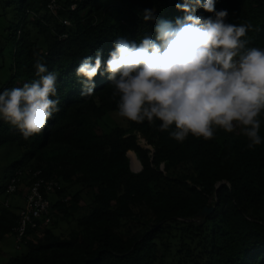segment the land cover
Here are the masks:
<instances>
[{
	"label": "trees",
	"instance_id": "obj_1",
	"mask_svg": "<svg viewBox=\"0 0 264 264\" xmlns=\"http://www.w3.org/2000/svg\"><path fill=\"white\" fill-rule=\"evenodd\" d=\"M73 1L65 0L66 7L54 15L48 0H18L23 16L10 34L16 42L15 77L21 80L16 85L12 79L0 92L37 79L39 59L58 74L54 98L60 111L28 139L0 119V146L16 143L23 149L0 193L16 168L31 167L62 182L58 199L52 197L53 215L67 217L81 209L83 190L91 196L89 212L68 236L50 226L28 231L21 245L26 251L6 264H161L167 254H173L171 264H264V142L247 148L237 127L232 133L217 129L210 140L190 134L181 143L159 130L160 121L128 120L99 133V122L118 111L107 74L94 78L91 96H80V60L94 61L100 51L106 64L119 37L137 43L149 34L155 39L158 21L183 18L176 4L184 0H78L72 10ZM145 9L155 19L145 21ZM215 10L228 12L226 23L250 22L247 46L264 48V0H216ZM195 14L214 18L202 7ZM30 23L44 44L32 38ZM260 120L264 141V114ZM75 182L83 188L68 197L66 185ZM214 204L204 222L186 220ZM18 217L19 211L2 210L0 242L8 234L15 237Z\"/></svg>",
	"mask_w": 264,
	"mask_h": 264
},
{
	"label": "clouds",
	"instance_id": "obj_2",
	"mask_svg": "<svg viewBox=\"0 0 264 264\" xmlns=\"http://www.w3.org/2000/svg\"><path fill=\"white\" fill-rule=\"evenodd\" d=\"M215 3L184 0L176 4L183 18L158 21L155 39L149 34L137 43L119 37L106 64L100 51L94 61L80 60V96H91L94 78L107 74L120 117L150 125L160 121L159 130L181 143L190 134L210 140L217 129L232 133L239 127L247 148L260 145L264 48L248 47L244 37L253 25L226 23L228 12L216 11ZM199 7L214 18L196 15ZM143 19H155L153 11L145 9ZM35 68L37 79L0 92V119L25 139L41 134L60 111L54 98L58 74L39 59Z\"/></svg>",
	"mask_w": 264,
	"mask_h": 264
},
{
	"label": "rangeland",
	"instance_id": "obj_3",
	"mask_svg": "<svg viewBox=\"0 0 264 264\" xmlns=\"http://www.w3.org/2000/svg\"><path fill=\"white\" fill-rule=\"evenodd\" d=\"M18 4V0H0V90L12 79H14L16 85H18L21 80L19 76L15 77L16 42L10 34L15 31L17 26L20 25L23 16V10ZM28 29L31 32L33 39L39 41L42 39L39 43L44 44V38L38 34L37 29L33 24H28ZM127 122L128 119L120 117L118 115V111L109 112L106 114L104 119L99 122L95 131L102 133L104 131H109L110 128L116 124L126 125ZM138 142L142 146L148 147L146 140L141 135H138ZM22 153L23 149L16 143H6L0 146V185L4 182L5 176L11 172L12 163L19 160ZM66 186L68 187V197H71L74 192L83 188L79 182ZM26 192L27 186L23 184L20 186L19 192L13 196L11 208L16 212H18L21 207L20 203H24ZM53 199L57 200V195H54ZM81 203L82 208L74 211L67 217H63L55 213L53 215V222L49 226L57 234L68 236L71 230L74 227H77L78 218L89 212L91 196L86 190H83L82 192ZM37 235H39V232ZM24 251H26V247H21V249L17 248L15 237L13 234H8L0 242V264L8 263L12 256L19 255ZM172 256L173 254H167L165 260L162 261L161 264H171Z\"/></svg>",
	"mask_w": 264,
	"mask_h": 264
},
{
	"label": "built area",
	"instance_id": "obj_4",
	"mask_svg": "<svg viewBox=\"0 0 264 264\" xmlns=\"http://www.w3.org/2000/svg\"><path fill=\"white\" fill-rule=\"evenodd\" d=\"M77 5L78 0H74L69 7L74 10ZM65 7V0H48L47 2L48 10L54 15H58L59 11ZM62 22L66 25L70 24L67 18H63ZM23 184L28 185L27 192L24 204L19 209L17 223L13 227L17 248L26 243V237H30L28 231H39L53 222L52 197L62 188V182L57 176L45 177L40 169L31 167L16 168L0 193V213L3 209L12 207V198ZM63 200L67 201L68 197Z\"/></svg>",
	"mask_w": 264,
	"mask_h": 264
},
{
	"label": "water",
	"instance_id": "obj_5",
	"mask_svg": "<svg viewBox=\"0 0 264 264\" xmlns=\"http://www.w3.org/2000/svg\"><path fill=\"white\" fill-rule=\"evenodd\" d=\"M131 168H132V165H131ZM133 171H135L133 168H132ZM218 202V200L216 201V203ZM215 205H211V206H206L204 207L201 211H199L197 213V215L195 217H191V218H186L187 221H194L196 223H202L205 221L206 217L211 214L213 212V210L215 209Z\"/></svg>",
	"mask_w": 264,
	"mask_h": 264
},
{
	"label": "crops",
	"instance_id": "obj_6",
	"mask_svg": "<svg viewBox=\"0 0 264 264\" xmlns=\"http://www.w3.org/2000/svg\"><path fill=\"white\" fill-rule=\"evenodd\" d=\"M19 202H20V201H19ZM23 204H24V203H23ZM23 204L20 203L21 207L23 206ZM21 207H20V208H21Z\"/></svg>",
	"mask_w": 264,
	"mask_h": 264
}]
</instances>
